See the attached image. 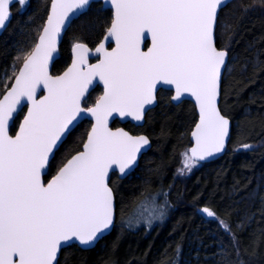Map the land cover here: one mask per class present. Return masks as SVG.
Returning <instances> with one entry per match:
<instances>
[{
    "label": "snow or ice",
    "instance_id": "1",
    "mask_svg": "<svg viewBox=\"0 0 264 264\" xmlns=\"http://www.w3.org/2000/svg\"><path fill=\"white\" fill-rule=\"evenodd\" d=\"M13 0H0V28L9 19ZM23 5L26 0H15ZM114 7V19L107 36L115 39L112 51L101 44L104 59L87 71L88 49L75 44L77 60L62 76L49 75L48 65L56 51L57 38L70 23V14L83 12L90 0H54L46 26L37 33L38 42L12 65L14 87L0 99V264H55L62 243L78 241L91 246L111 229L116 214L110 170L121 176L136 164L141 148L149 144L145 136H130L123 130L111 131L112 113L143 119L146 105L153 104L156 85H174L172 100L187 93L199 105L200 119L192 135L195 146L182 153L178 175L191 172L198 161L223 152L229 134V120L217 107L227 50L216 47L218 13L228 0H101ZM247 9H245V12ZM151 47L141 50L144 34ZM95 76L106 91L88 112L95 117L83 150L61 166L47 183L50 158L66 133L76 127L73 121L84 112L81 99ZM5 87L8 77L5 75ZM43 85L47 95L35 98ZM31 108L17 135L8 134V122L21 99ZM72 126L70 128L69 126ZM243 149L252 147L242 144ZM113 166H116L113 169ZM160 195L167 196L166 192ZM167 201L155 219L162 220ZM219 220L210 208L200 209ZM139 215L124 223L129 228L141 221ZM149 225L152 218L145 221ZM230 235L229 226L219 220ZM233 257L239 248L233 236ZM179 253V246L176 249ZM227 253V250H224ZM236 264L242 261L236 260Z\"/></svg>",
    "mask_w": 264,
    "mask_h": 264
},
{
    "label": "trees",
    "instance_id": "2",
    "mask_svg": "<svg viewBox=\"0 0 264 264\" xmlns=\"http://www.w3.org/2000/svg\"><path fill=\"white\" fill-rule=\"evenodd\" d=\"M50 4L51 0H28L24 6L12 5L11 22L0 36V97L14 80L12 65L19 69L23 63L16 57L37 43ZM112 21L111 10L101 3L92 4L67 31L52 73L59 75L69 67L76 43L94 50ZM216 39L218 48L226 49L230 57L220 104L222 114L232 122L227 152L217 161L200 163L186 180L179 179L181 154L192 146L198 116L191 102L174 105L172 94L160 91L158 105L148 112L144 126L114 124L134 135L145 134L152 146L133 174L125 179L112 176L113 231L93 249L77 245L64 249L58 264H236L237 259L242 264H264V0H234L225 7L219 15ZM101 92L95 89L84 106L94 105ZM91 126L90 121H83L69 135L50 164L46 182L82 150ZM242 144L254 148L243 149ZM165 201L163 219H155ZM205 207L233 235L218 219L203 215L200 209ZM139 213H143L141 222L129 228L124 221ZM149 218L150 225L145 222ZM233 236L238 257H233Z\"/></svg>",
    "mask_w": 264,
    "mask_h": 264
},
{
    "label": "water",
    "instance_id": "3",
    "mask_svg": "<svg viewBox=\"0 0 264 264\" xmlns=\"http://www.w3.org/2000/svg\"><path fill=\"white\" fill-rule=\"evenodd\" d=\"M233 1H234V0H228L227 6H228L230 3H232ZM53 2H54V0H51V4H52ZM14 3H15V0H13V2L9 5V13H10V15H9V19L5 22L4 27H3V28H0V36H1V35L4 33V31L8 28V26H9V24H10V22H11V7H12V5H13ZM94 3H101L104 9L111 10L112 13H113V19H114V7H113L110 3H102L101 0H90L89 5H87V6L85 7V10H84L83 12H81L80 10H77V14H70V23H69V21H66V22H65V26H64V28L61 30L60 35H59V37L57 38V47H56V51L53 53V58H52V60L49 62V65H48V72H49V75H51V76H53V77H56V76H62L65 72L68 71L69 68L72 67L73 63L76 62V60H77V50L75 49V46H73L72 51H71V54H72V60H71V63H70V65H69V67H68L63 73H61V74H59V75H54V74L52 73V72H53L54 64H55L56 61L59 60V58H60V55H61V54H60V48H61L62 42H63V40H64V37H65L67 31H68L69 28L71 27L72 23H73L74 21L78 20L83 14H85V13L89 10L90 6H91L92 4H94ZM51 4H50V9H49V13H48L47 18L51 15ZM227 6H226V7H227ZM224 8H225V7H223V9H224ZM223 9H222V10H223ZM222 10H221V11H222ZM221 11H220V12H221ZM220 12L218 13V19H219ZM46 23H47V19H46V21H45L44 26H46ZM217 25H218V21H217ZM37 42H38V40H37ZM101 44L104 45V50L109 51V52L112 51V50H114L115 47H116L115 39H114L113 37H108V36H107V32H106V34L104 35L102 41L96 46V48H95L94 50H92L91 48H89L88 46H86L85 44H83V45H85V47L88 49V52H87V54H86V55H87V63H86L85 65L82 66V69H83L84 71H87V69H88L90 66H93V65H95V64H98V63H100V62L104 59L103 51H101V52H97V51H96V49H97ZM150 47H151V37H150V34H149V33H145V34H144V39H143V41H142V43H141V50H142V51H147L148 48H150ZM216 47L218 48V46H217V39H216ZM218 49H219V48H218ZM227 53H228V51H227ZM229 58H230V57H229V53H228V55H227V57H226V65H228ZM22 64H23V63H22ZM20 68H22V65H21ZM20 68H19V69H20ZM224 76H225V72L222 71L221 81H220V95L218 96V99H217V107L219 108L220 112H221L220 104H221V96H222V84H223ZM11 87H14V80H13V82H12L10 88H11ZM98 87L101 88V90H102L101 96H103L104 93H105V91H106V86L104 85V82H103L102 80H100L99 76H95V77L92 79L91 83L88 85V89H87V91H86L84 97L81 99V107L84 109V112L80 113V114L77 116L76 120L73 121V124H75L76 127H75L74 129H72V130L70 131V133H66V134H65L66 138H65V137H62V138H61V141L58 142V150H59L60 147L63 145V143L67 140V138L69 137V135H70V134H71V133L77 128V126H78L80 123H82L83 121H90V122L92 123L91 129H92V127L95 126V117L92 116L90 112H88V109H89V108L84 107V102L87 100V98L89 97V95H90L95 89H97ZM10 88H9L8 90H10ZM8 90H7V91H8ZM7 91H6V92L0 97V99H3V96L7 94ZM160 91H167V92H170V93L172 94V95H171V103L174 104V105H179V104H181V103L184 102V101H189V102H191V103L195 106V108H196V113H197V116H198V120H197L196 125L199 123V119H200L199 105H198V103L196 102V100H195L194 97H192L190 94L185 93V94L181 97V100H180V101H174V100H172V96L175 94V86H174V85H164V84H162V83H158V84L156 85V92H155L156 99H155V102H154L153 104H150V105H146V106H145V108H144V112H143V119H141V120H136V119H134L132 116H120L118 113H115V112H114V113H112V115L109 116V118H108V128H109L111 131H113V132L118 131V130H123L124 132H127L128 135L133 136V137H136V136H145V135H143V134H141V135H134V134H131L129 131H127V130H126L124 127H122V126H121V127H116V128H114V124H115L116 122H119V124H121V125H125V124L130 123V124H132V125H134V126H136V127H142V126H144L145 121H146V116H147L148 112L151 111V110H153L154 108H156V106L158 105V93H159ZM46 95H47V89L44 88L43 85H41V86L37 89V91H36V96H35V98H36L37 100H39V99H42V98H43L44 96H46ZM101 96H100V97H101ZM100 97H99V99H100ZM99 99L96 101V103H98ZM96 103H95L92 107H90V108L95 107ZM30 108H31V101H28V100L22 98L21 101H20V104L17 106L16 111H14V112L12 113V118H11V120H9V122H8V134H9L10 136H13V137H14L15 135L18 134L19 129H20V127H21L22 124H23V120H24V118L26 117V115H27L28 111L30 110ZM22 113H24L23 118L20 120L16 132H15V133H12V127L14 126V124H15L17 118H18ZM221 115H223L222 112H221ZM223 116H224V115H223ZM225 118L229 120V134H228V137H227V139H226L225 148H224L223 152H221V153H217V154H215L214 156L208 157V158H206V159L203 160V161H198V163L204 164V163H210V162H213V161H217L218 159H220L221 157H223L224 154L227 152L228 147H229V142H230V139H231V134H232V122H231V120H230L229 118H227L226 116H225ZM196 125L194 126V128H193V130H192V133L195 131ZM69 127L72 128L71 125H70ZM91 129H90L88 135L90 134ZM192 133H191V142H192V146H191L190 148H192V147L195 146V138H194V136L192 135ZM145 137H147V136H145ZM147 138H148V137H147ZM148 140H149V144L141 148L140 152H139L138 155H137V161H136V164L133 165V168H132L131 170H129L126 174H124L123 176H121L117 171L110 170V172H109V186H110V182H111L112 176H113L114 174H117V175L119 176L120 179H125V178L129 177L131 174H133V173L136 171V169H137L138 166H139V163H140L141 158H142L145 154H147V153L150 151V149H151L152 144H151V141H150L149 138H148ZM85 142H86V141H85ZM58 150H54V156L56 155V153H57ZM82 150H83V147H82ZM82 150H81V151H82ZM77 154H78V153H77ZM75 155H76V154H75ZM52 161H53V159L50 158L49 165H48V168H47V170H46L47 174H46V175H42V179H43V181H44L45 183H47L46 180H45V177H46V176L48 175V173H49L50 164H51ZM115 168H116V166H113V169H115ZM56 174H57V173H56ZM56 174H55V175H56ZM55 175H54V176H55ZM54 176H53V177H54ZM53 177H52V178H53ZM52 178H51V179H52ZM51 179H50V180H51ZM50 180H49V181H50ZM49 181H48V182H49ZM110 187H111V186H110ZM113 195H114V198H115V194H114V192H113ZM115 209H116V198H115ZM115 221H116V214H115V218H114V221H113V226L111 227V229L108 230V231L102 236V238H99L97 241H95L94 244L91 245V246H83V245H80L78 241H71V242H68V243H69L70 246H72V245H77L79 248H81V249H83V250H90V249H93V248H95V247L99 244V242H100L103 238H105V237H107L108 235L111 234V232L113 231L114 226H115ZM70 246H65V245L62 243L61 248H60V250H59V252H58L57 260H56L55 264H58V261H59V259H60V256H61L62 251H63L64 249L70 247Z\"/></svg>",
    "mask_w": 264,
    "mask_h": 264
},
{
    "label": "rangeland",
    "instance_id": "4",
    "mask_svg": "<svg viewBox=\"0 0 264 264\" xmlns=\"http://www.w3.org/2000/svg\"><path fill=\"white\" fill-rule=\"evenodd\" d=\"M27 2H28V0H26V2L23 4V6L26 5ZM252 147H253V146H252ZM252 147H251V148H252ZM253 148H254V147H253ZM187 150H188V149H187ZM187 150H186V151H187ZM186 151H185V152H186ZM183 153H184V152H183ZM181 160H182V156H181ZM181 163H182V161H181ZM199 165H200V163H197L196 166L192 168V170H191L190 173L185 174V175H178V174H177V176L179 177V179L186 180V179H187V178H188V177H189V176H190V175H191V174H192V173H193V172L199 167ZM180 167H181V166H180ZM180 167H179V168H180ZM203 215H205L207 218H211V219H215V220H216V218L208 217L205 213H203Z\"/></svg>",
    "mask_w": 264,
    "mask_h": 264
},
{
    "label": "bare ground",
    "instance_id": "5",
    "mask_svg": "<svg viewBox=\"0 0 264 264\" xmlns=\"http://www.w3.org/2000/svg\"><path fill=\"white\" fill-rule=\"evenodd\" d=\"M230 59V58H229ZM230 61V60H229ZM228 64H229V62H228ZM228 66V65H227ZM123 127V126H122ZM139 135H141V134H139ZM143 135H145V134H143ZM146 136V135H145ZM148 137V136H147Z\"/></svg>",
    "mask_w": 264,
    "mask_h": 264
}]
</instances>
